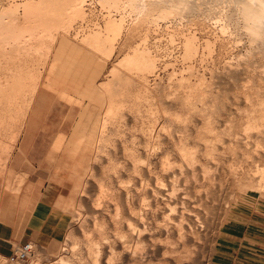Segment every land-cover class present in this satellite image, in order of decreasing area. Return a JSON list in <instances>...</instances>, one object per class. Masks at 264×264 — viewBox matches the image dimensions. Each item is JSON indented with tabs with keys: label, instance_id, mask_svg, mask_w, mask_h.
<instances>
[{
	"label": "rangeland",
	"instance_id": "374dc122",
	"mask_svg": "<svg viewBox=\"0 0 264 264\" xmlns=\"http://www.w3.org/2000/svg\"><path fill=\"white\" fill-rule=\"evenodd\" d=\"M188 1L197 3L195 10L182 16L177 15L166 20H158L153 25L149 24L151 29L148 32L149 35L146 36L148 38L145 46L153 56L155 55L156 60L154 72L146 75L148 85L151 86L149 93L145 91L146 94L140 84L133 85L131 90L138 92V88L141 87L139 93L143 91L144 93H141L145 95V98L141 93L143 97L140 95V98L143 101L139 98L140 100L136 99L137 101L133 102V96L129 97L130 102L127 99L129 102L127 106L130 109L125 108L124 116L117 118L118 121L117 119L105 121L104 127L107 126V128H103V135L104 133L105 135L102 136L100 148L93 146L89 148L86 141L84 125L87 124L86 114L89 110L87 100H79L74 102L75 104L73 100H70L77 98V93L74 92L79 90L90 73L96 76L94 80L97 82L107 81L109 77L107 71L111 65L117 63L122 58V54L128 51L129 41L132 45L139 44V36L135 39L136 41L135 37L130 39L125 47L123 39H119L116 50L107 64L108 68L106 67L103 73H97L100 67L92 58L96 55L88 54L85 48V51L83 48L75 47L74 49L71 44L75 35L77 40H80L82 34L103 26L106 12L96 0H87L84 6L86 16L74 22L73 30L69 31L68 37L59 38L57 53L54 59H51L52 62H47L48 60L40 56L42 60L36 57V60L33 57H27L28 59L21 57L22 59H18V62L14 60L15 63L12 60L0 61V86L6 85L5 79L8 76L11 77L13 73L21 72V70L22 73L32 70L38 76L39 82L33 98L34 100L37 97L38 102L15 148L17 141L15 139L19 137L26 118L24 115L27 116L30 108L27 110L24 106L26 99L22 95H17V100L13 104L9 100L11 93L5 88L2 90L0 88V221L15 225L14 229L8 230V235L4 237L6 240L0 238V241L2 243L4 241L7 246V252L0 251V264H59L61 259L74 261L75 264H91L87 237L89 236L94 242L101 243L103 240L100 234L112 239L114 228L112 219L114 205H109L108 200L103 196L98 197L97 184L100 182L106 187L113 185L112 188H115V191L113 190L112 193L123 194L122 185L125 181V167L123 166L129 159L128 151L130 148L131 151L137 150L136 154L142 155V158L146 152H150L146 150V145L148 146L146 143L148 142L150 147L157 138L156 136L155 139L152 136L151 138L150 134L149 136L147 134L151 123L156 125L154 128L161 141L159 142L161 145L157 146L160 149L158 156H154L152 161L161 163V160L165 159L171 161L174 167H178L183 163L178 147L181 143L185 144L190 152H195L198 160L195 163H202L206 168L207 181L213 188V195L215 194V205L210 211L212 214L215 213L208 215L214 216L213 220L219 217L214 221L216 222L214 228L210 224L212 217H209L206 224L210 228L203 223L202 225L205 226L202 232L193 231L191 233L194 238L197 236L195 240L201 245V250L195 253L197 259L192 264H204L208 257L212 259L214 250L210 254L208 246L212 243L216 246L222 228L232 218L248 225L251 233L264 239V188L262 184L259 185L260 178L264 176V116H261L264 115V52H255L254 42L241 25L242 15L240 13L232 15V9L235 10L232 6L233 0ZM11 2L13 0H0V7ZM18 20H21V16ZM143 32L144 30L141 33ZM185 35L186 37L192 35L196 39L194 43L197 44L195 45V48L197 46L196 54L188 55ZM207 44L210 46L209 51L205 48ZM141 46L144 44H140ZM50 47L54 48L53 45ZM79 55L88 62L83 63L80 60L77 62ZM65 61L70 62L66 64ZM67 66L70 67L67 68ZM45 78L50 80H48L49 83ZM57 78L60 80L58 82L60 85L56 83ZM76 86L77 88L74 89ZM137 110V113H140L138 115L135 112ZM149 110L155 116L151 115ZM90 111L95 113L94 109ZM250 118L255 119L257 125L255 124V128L246 129ZM258 118L263 121H257ZM206 123L211 128L209 132H204L202 128ZM14 135H17V138ZM158 139H156L157 143ZM205 140H210L213 148V152L207 157L204 156L202 147L210 143H206ZM103 142L105 143L101 147ZM19 147L22 148L21 152H19ZM13 148L14 151L6 168ZM86 149H94V151L88 152ZM124 149H126L125 153ZM112 161L113 163L115 161L114 165ZM89 162H91L89 166L92 171H88L87 175L85 173L83 176H78V169L83 166L82 164ZM152 166V168L155 167ZM109 171L113 173L111 176H107L111 174ZM93 172L97 174L93 175ZM18 174L25 176L24 182L20 190L13 193L9 190H15L23 178ZM88 174L92 177L90 178ZM110 177L112 180H108ZM29 186H32L34 191L32 201L38 196L46 195L56 208L66 212L65 215L70 223L64 232L49 231L48 237H39V240L47 241L44 248L40 247L39 241H29L33 246L29 257L13 263L7 258L8 251L17 244L13 242L14 239L23 237L21 225L24 214L20 207L22 196L19 192L26 191ZM222 199L226 200L227 207L221 206L220 208L219 203L220 200L223 202ZM95 201L100 204L94 203ZM96 204L99 205V210L93 214L92 208L93 205L96 207ZM81 211L84 213L81 214ZM96 214L100 217L98 218ZM96 219L97 224H94ZM180 248L183 251L184 247ZM180 248L178 251L182 257ZM180 254L179 252L174 254L173 259L176 262L181 260Z\"/></svg>",
	"mask_w": 264,
	"mask_h": 264
},
{
	"label": "bare ground",
	"instance_id": "6f19581e",
	"mask_svg": "<svg viewBox=\"0 0 264 264\" xmlns=\"http://www.w3.org/2000/svg\"><path fill=\"white\" fill-rule=\"evenodd\" d=\"M15 1L13 0V2H11L10 4L0 7V61L12 60L14 62V60H17L18 62V59H20L21 57H33V59H35V57L36 59L41 57L46 61L48 60L47 62H52L51 59L57 53L56 47L59 46V38L69 35V31H71V29L73 30L72 27L74 22L78 19H84V17L86 16L84 6L87 0H20L19 2ZM96 1L106 12V16L103 19L102 28H100L101 26L96 27L95 29L93 28V30H90L89 32L85 30L87 33L83 32L84 34H82L80 40H77L75 35L71 44L73 45L72 48L74 49L75 47L78 49L83 48V50L85 48L88 54H92L93 56H100L92 57L94 58L93 60H95L94 62H96L97 65L100 67V70L97 73H103L106 69L107 64L110 62L111 57L116 50L117 44L119 43V39H123L124 47L125 45H128V41L133 37H135V40L139 36L140 42L137 45H132V42L129 41L128 51L124 55L122 54V58H120L117 63L112 64L111 68L107 71L109 76L107 81L101 83L95 81L94 77L96 76H92V73H90L89 71L90 75L87 77L85 82L81 84L79 90H76V92H74L77 93V98H73L70 100H73V103L78 102L79 100H87V107L89 110L86 114L87 124L84 125V131L86 134V141L89 148H92V146L99 147L100 142L103 140L102 136L105 135V133L103 135V128H105L104 125H106L105 121L107 119L116 120L117 118L124 116L123 112L125 108H129V106H127L128 100L130 102L129 97L133 96L134 99L132 101L136 102L137 100L141 99L140 95H143L145 91L148 92L151 87H149L148 85V79L146 75H151V73L154 72L156 60L155 55L153 56L145 46L147 45L145 44V42L148 38H146V36L149 35L148 32L151 29V27H149V24L153 25L158 20H166L177 15H185L195 10V7L197 6V3L194 4V2L192 3V1L190 2L188 0ZM232 6L233 8H235V10L232 9V15H238V13L242 15L241 25L246 30V34L250 36L251 41L254 42L255 45L253 48L255 49V52L263 53L264 26H254L252 23V17L255 13L264 12V0H233ZM19 16H21V20H18ZM146 25L148 26L146 27ZM141 29L144 30L143 33H141ZM184 38L185 43H187L188 46V55L196 54L195 52H197V46L195 48V45L197 44H194L196 43V39H194L192 35L187 37L185 35ZM142 43L144 44V46L140 47V44ZM49 44L51 46L53 45L54 48L52 49ZM205 48L207 51H209V44H207ZM81 57L82 56H80V58L76 57L78 58L77 62L79 60L83 63L87 61L86 59L84 61V59ZM71 64H73L72 61ZM77 64L78 63H76V65ZM74 66L75 64L73 65V67ZM69 67L67 66V68ZM48 71H50V69ZM34 73L32 70H28L25 73H22V70L21 72H15L11 77L8 76V78L5 79V86H0L1 90L5 88L8 90V92L11 93L9 100L12 101L13 104L16 102L15 100H17V95H22L24 99H26L24 106L27 107V110L31 107L30 105L32 104V101H34L33 98L39 86L38 76H36ZM48 80L46 79L47 82ZM54 81H56V79ZM59 81L60 80H58L57 78L56 83L58 85H60L58 83ZM68 83L66 85H68ZM136 83L137 85L140 84V86L144 89V92L141 91L143 93H139V89L141 87L138 88V92H133L131 90L133 85H135ZM76 88L77 86L74 89ZM69 93L71 92L69 91ZM143 96L145 98V95ZM146 99L148 100V97H146ZM185 100L187 101V99ZM135 108L137 109V105ZM90 109H94L95 113L93 114ZM152 109L153 108H151V110ZM135 112L137 115L140 114L137 113L138 110ZM150 113L151 115L154 114H152V112ZM24 117H26V115H24ZM259 119L261 118H258L256 120L263 121ZM118 120L119 119H117V121ZM151 124L152 125L150 126L149 131H147V134L148 136L150 134V137L152 136L153 138L156 136V139H158V133L154 128L156 125H154L153 123ZM255 124L257 125L255 119L250 118L247 122L246 129H252ZM202 128L204 132L211 131V128L207 123L204 124V127ZM142 131L145 132L144 130ZM16 136L17 135H14V137ZM156 139L153 141L150 147L149 143H146L148 144V146L146 145V150L148 149L150 150V152L145 151L146 155L143 158L142 155L136 154L137 150L131 151L130 148V150L128 151L127 149V151L129 152V159L125 163V166L122 165L123 167H125V172L123 171L124 168L122 169V171L125 173V177L123 176L125 178V181H122V186L124 188V192H122L123 194L115 195L116 192L112 193V191L115 189L112 188L113 185L111 187L110 185H108L109 187H106L102 185V182H104V180L101 182L102 184H100L98 180V197L103 196L108 200L109 205H114V215L112 216L114 228L112 233V239H109V237H104L102 233L100 234L101 240H103L101 241V243L97 241L94 242L90 239L89 236L87 237V249L91 264H192L196 261L197 256L195 255V253L198 252L197 250L201 248V245L197 240H195L197 236L194 238L191 233L193 231H201L205 226H203L202 224H206L208 222L210 217L209 215L212 214L210 211L215 205V194L213 195V188L211 184L207 181L208 178L206 168L203 166L202 163H195V161H198L195 157V152H190L185 144L179 143V155L183 163L178 167H174L171 161H167L165 159L161 160V163H154L152 159L154 158V156H158L157 154L160 150L157 146L161 145L159 143L161 142L160 139H158V143L156 142ZM104 140L106 141L105 137ZM205 141L206 143L211 142L210 140ZM104 143L105 142L101 143V147L102 145H104ZM202 148H204V150H202L205 157L211 155V152H213L211 143L205 145ZM91 150L94 151V149ZM91 150H88V152ZM124 150L123 151L125 153L126 149ZM90 163L91 162L87 163L88 165L86 163L82 164L83 166L78 169L77 175L83 176L85 173L87 175L88 171H92L91 167L89 166ZM111 163H113V161ZM114 164L115 161L113 165ZM152 165H154L155 167L152 168ZM97 166L98 165H96V167ZM112 166L110 167L111 169ZM117 168L116 170H118ZM105 169H107V167H105ZM156 169L157 171H154ZM112 172L114 173L113 169ZM113 173H111L110 175L107 174V176H111ZM94 174H97V172H93V175ZM91 177L92 176H90V178ZM110 179L111 177L108 180ZM201 181L203 183H201ZM108 183L110 182L108 181ZM261 184L264 188V176L261 177L259 180V185ZM222 201L223 202H221L220 200V203L218 202L220 208L224 206L227 207L228 205L225 202L226 200L222 199ZM94 203L100 204V202L96 201ZM108 204L107 206H109ZM97 205L98 204H96V207L95 205H93V214L98 212L99 210V205L98 207ZM216 211L218 210L216 209ZM83 213L84 212L81 211V214ZM214 213L215 212H213L212 215H214ZM97 217L99 218L100 216L97 215ZM211 217L210 218L213 222L210 221V224L214 228L216 224V222L214 221L218 219L219 216L215 220H213L214 216ZM94 224H97V219ZM206 227L210 228L207 224ZM210 245L211 246L208 247H210L209 252L211 254V251L215 244L212 243ZM180 247H184L185 250L183 249L182 251ZM76 248L77 247H75V249ZM179 248L182 251V257L180 251H178ZM177 252H179L181 260L176 262L173 259V256ZM192 253L194 254L192 255ZM209 262L210 259L208 257L207 261H205L204 264H209ZM59 264L75 263L74 261L61 259V262Z\"/></svg>",
	"mask_w": 264,
	"mask_h": 264
},
{
	"label": "crops",
	"instance_id": "0c3cea01",
	"mask_svg": "<svg viewBox=\"0 0 264 264\" xmlns=\"http://www.w3.org/2000/svg\"><path fill=\"white\" fill-rule=\"evenodd\" d=\"M37 102L38 98L36 97L27 113L22 130L14 148L17 147L20 135L25 130L30 115ZM14 148L9 155L6 168L9 160L11 159ZM21 151L22 148L19 147V152ZM18 175H22L23 178L20 180V185L15 187V190H9L13 193H17L24 182L25 176L23 174ZM33 192L32 186H29L28 189H26V191H22V193L19 192L22 196L20 207L22 208L21 211L24 214L21 225L23 237L21 239H14L13 242L17 244L9 249L8 256L16 246L29 241H39L40 247L44 248V244L47 241L39 240V237H48L49 231L57 233L64 232L70 223L69 218L65 215L66 212L56 208L54 204L48 200L46 195L38 196L34 201H32ZM14 227L15 225L13 226L12 224L1 220V240H6L4 237L8 235V230H12ZM51 237L55 238L53 235H51ZM6 249V243L4 241L3 243L0 241V251L7 252ZM212 252V259H210L211 264H264V239L254 233H251L248 225H244L239 220L232 218L228 220L222 228L215 249L213 247Z\"/></svg>",
	"mask_w": 264,
	"mask_h": 264
},
{
	"label": "built area",
	"instance_id": "2783aa9c",
	"mask_svg": "<svg viewBox=\"0 0 264 264\" xmlns=\"http://www.w3.org/2000/svg\"><path fill=\"white\" fill-rule=\"evenodd\" d=\"M32 250V245L29 242H25L16 246L7 258L10 262L26 260Z\"/></svg>",
	"mask_w": 264,
	"mask_h": 264
},
{
	"label": "clouds",
	"instance_id": "9594fccd",
	"mask_svg": "<svg viewBox=\"0 0 264 264\" xmlns=\"http://www.w3.org/2000/svg\"><path fill=\"white\" fill-rule=\"evenodd\" d=\"M254 26H264V12L255 13L252 17Z\"/></svg>",
	"mask_w": 264,
	"mask_h": 264
}]
</instances>
